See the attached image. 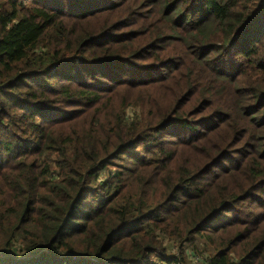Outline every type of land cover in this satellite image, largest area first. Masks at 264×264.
Masks as SVG:
<instances>
[{"label":"trees","instance_id":"16d2710c","mask_svg":"<svg viewBox=\"0 0 264 264\" xmlns=\"http://www.w3.org/2000/svg\"><path fill=\"white\" fill-rule=\"evenodd\" d=\"M194 255L264 264V0H0V264Z\"/></svg>","mask_w":264,"mask_h":264},{"label":"rangeland","instance_id":"374dc122","mask_svg":"<svg viewBox=\"0 0 264 264\" xmlns=\"http://www.w3.org/2000/svg\"><path fill=\"white\" fill-rule=\"evenodd\" d=\"M200 242L201 241H198V244H200L203 247L202 243H200ZM166 244H169L170 245L169 248H168V255H176V254L179 253V249H178V247L176 246L175 243L167 242ZM184 262H185V264H193V262H191V260L188 259L187 257L185 258V261Z\"/></svg>","mask_w":264,"mask_h":264},{"label":"built area","instance_id":"2783aa9c","mask_svg":"<svg viewBox=\"0 0 264 264\" xmlns=\"http://www.w3.org/2000/svg\"><path fill=\"white\" fill-rule=\"evenodd\" d=\"M191 262H193V264H202V261H200L197 255H194L193 259H191ZM160 264H181V263L178 261L177 262L162 261Z\"/></svg>","mask_w":264,"mask_h":264}]
</instances>
